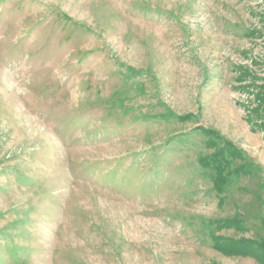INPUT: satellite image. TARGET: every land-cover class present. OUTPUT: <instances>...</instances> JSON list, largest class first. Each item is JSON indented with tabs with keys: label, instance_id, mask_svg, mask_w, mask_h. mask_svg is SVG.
Segmentation results:
<instances>
[{
	"label": "rangeland",
	"instance_id": "374dc122",
	"mask_svg": "<svg viewBox=\"0 0 264 264\" xmlns=\"http://www.w3.org/2000/svg\"><path fill=\"white\" fill-rule=\"evenodd\" d=\"M259 252L264 0H0V264Z\"/></svg>",
	"mask_w": 264,
	"mask_h": 264
},
{
	"label": "trees",
	"instance_id": "16d2710c",
	"mask_svg": "<svg viewBox=\"0 0 264 264\" xmlns=\"http://www.w3.org/2000/svg\"><path fill=\"white\" fill-rule=\"evenodd\" d=\"M236 149H234L233 146H231L228 142H225L223 146H221V148H217L216 151H214L213 153H211L208 157L202 158L201 159V165L204 167H208L211 170H213L215 172V179H214V183L216 186H219L220 183L218 181V177H224L225 181L227 180V176L230 175H238L236 173H242L241 167H236L234 169H232V172L235 173L233 174L232 172L229 171V173L225 174V171L228 169V166L230 164V161L232 160L233 157H235L234 155L236 154ZM203 160V161H202ZM252 169L253 165L250 162H246L245 164H243V166H245ZM228 171V170H227ZM243 174V173H242ZM221 187V185H220ZM214 246H219L220 245V240L218 241V239H214ZM260 253V254H259ZM259 259L263 260L264 256L262 255L261 252H259Z\"/></svg>",
	"mask_w": 264,
	"mask_h": 264
}]
</instances>
